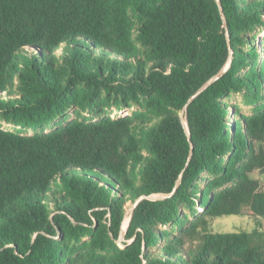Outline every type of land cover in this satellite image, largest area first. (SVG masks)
<instances>
[{
	"label": "trees",
	"instance_id": "16d2710c",
	"mask_svg": "<svg viewBox=\"0 0 264 264\" xmlns=\"http://www.w3.org/2000/svg\"><path fill=\"white\" fill-rule=\"evenodd\" d=\"M220 3L0 0V264H264V0Z\"/></svg>",
	"mask_w": 264,
	"mask_h": 264
},
{
	"label": "rangeland",
	"instance_id": "374dc122",
	"mask_svg": "<svg viewBox=\"0 0 264 264\" xmlns=\"http://www.w3.org/2000/svg\"><path fill=\"white\" fill-rule=\"evenodd\" d=\"M264 39V33L259 35V41ZM61 51L58 52L60 54ZM229 103L232 105H237L241 108L243 113H248L250 111V108L247 107L244 104V99L241 95H235L230 100ZM132 111L126 110V111H117L115 109L112 110V113L114 114V118L123 116H129ZM85 116H90L89 114H85ZM235 115L231 114L229 119H234ZM56 126V122L50 123L46 125L47 131H52ZM0 127L4 128L5 130L9 131H15L17 128L13 125H9L2 120H0ZM30 135H34V133H30ZM155 199H162L161 196H154ZM125 208L127 209V217L130 219V214L132 213V210L134 206L131 203H126ZM125 224H128V220ZM211 227L214 233H252L257 229L256 221L252 217H250L248 214H245L243 216H225V217H219L212 220ZM124 240H121L119 243L123 247L122 243Z\"/></svg>",
	"mask_w": 264,
	"mask_h": 264
},
{
	"label": "water",
	"instance_id": "95a60500",
	"mask_svg": "<svg viewBox=\"0 0 264 264\" xmlns=\"http://www.w3.org/2000/svg\"><path fill=\"white\" fill-rule=\"evenodd\" d=\"M217 2H218V4H219V6H220V9H221V11H222V6H221V3H220V0H216ZM222 17H223V20H224V23H225V27H226V21H225V17H224V15L222 14ZM230 67V65H227L226 66V68L222 71V72H220L216 77H214L212 80H210L191 100H190V102H192L193 100H195L198 96H200L204 91H206L211 85H213L215 82H217V81H219L222 77H223V75L225 74V72L228 70V68ZM182 119H183V123H184V125H185V127H186V129H187V133H188V136L190 137V132H189V128H188V124H187V122L184 120V118H183V116H182ZM150 200H159V199H155V198H153V197H150L149 198ZM132 212H133V210H132ZM130 221H131V217H130V220H129V223H130ZM128 228H129V225H128V227H127V229L126 230H124V228H123V232H122V236H121V240H124V238H125V234H126V232H127V230H128ZM120 240V241H121Z\"/></svg>",
	"mask_w": 264,
	"mask_h": 264
},
{
	"label": "bare ground",
	"instance_id": "6f19581e",
	"mask_svg": "<svg viewBox=\"0 0 264 264\" xmlns=\"http://www.w3.org/2000/svg\"><path fill=\"white\" fill-rule=\"evenodd\" d=\"M128 225H129V223L128 224H125V222H124V225H123L124 230L127 229Z\"/></svg>",
	"mask_w": 264,
	"mask_h": 264
}]
</instances>
